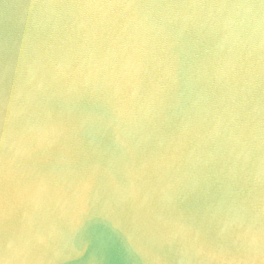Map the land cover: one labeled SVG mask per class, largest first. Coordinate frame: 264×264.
Masks as SVG:
<instances>
[{"label": "water", "instance_id": "95a60500", "mask_svg": "<svg viewBox=\"0 0 264 264\" xmlns=\"http://www.w3.org/2000/svg\"><path fill=\"white\" fill-rule=\"evenodd\" d=\"M0 264H264V0H0Z\"/></svg>", "mask_w": 264, "mask_h": 264}]
</instances>
